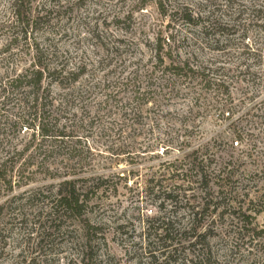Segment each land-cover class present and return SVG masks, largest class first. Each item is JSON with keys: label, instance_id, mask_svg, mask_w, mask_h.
<instances>
[{"label": "rangeland", "instance_id": "1", "mask_svg": "<svg viewBox=\"0 0 264 264\" xmlns=\"http://www.w3.org/2000/svg\"><path fill=\"white\" fill-rule=\"evenodd\" d=\"M15 1L0 0V153L32 139L30 91L9 83L38 49L65 70L46 75L43 103L66 137L32 149L35 165L0 188V264H264V0H24L30 27ZM157 43L212 89L165 76ZM68 174L100 189L82 220L54 222L48 204ZM163 225L168 240L155 236Z\"/></svg>", "mask_w": 264, "mask_h": 264}, {"label": "trees", "instance_id": "2", "mask_svg": "<svg viewBox=\"0 0 264 264\" xmlns=\"http://www.w3.org/2000/svg\"><path fill=\"white\" fill-rule=\"evenodd\" d=\"M24 0H16L14 3V15L17 19V22H19L21 25L25 27L29 26L28 22L25 21V14L22 11ZM39 18V16H38ZM189 21L192 20V16L187 17ZM165 47L161 43H157L155 45V59L157 60V65L164 66L166 62V57H169L171 62L167 65H165L162 73L166 75H171L174 77H180L177 79H183L181 77H185L184 79L190 80V82L198 81L203 84H201L206 90L210 91L212 89L211 81L206 78L205 71L200 72L197 69H194L193 66H191V63L188 60L175 62L171 58V56H167V54L164 52ZM37 61L33 64L34 70L30 71L29 73H25L19 76V78L12 79V82L9 83V88L11 89H22V90H29L30 91V98L27 99V101L30 100L31 105L27 104L26 99L23 102V105L26 104L28 110H29V116L32 117V124L28 125V121L23 119L22 128L25 127L27 129H32V139L31 141L25 145L23 148H8L7 150H3L5 152L0 153V188L9 187L11 190L12 188V182L13 178L18 174L17 176L20 177L19 179H22L24 177L25 173L33 167V164L35 161H31V156H28L27 154L33 149V153L38 154L39 156L43 155L42 152L46 153H53L54 148L57 145V143L63 144L62 141H65L66 134L62 132L63 129L59 126V120L57 119H51L48 116L49 107L43 103V96L46 89H44L45 81L47 80L46 75L55 76V75H63L65 73L64 68H50L48 65H45L42 63L41 58V51L37 50ZM40 52V54H39ZM205 78H191L193 76H199ZM62 77V76H61ZM65 80L67 78H54V82L61 83L62 80ZM80 78H73V82H77ZM139 78H125L124 81L126 84H133L136 87V83L138 82ZM147 85H149L148 80L150 78H143ZM150 88H148L147 91H149ZM6 88L2 91L4 94L6 93ZM146 90L142 89L140 86L136 90V94H145L147 93ZM212 91V90H211ZM207 93V91H206ZM45 99V98H44ZM49 109V110H48ZM215 110L214 112H219V117L225 118L227 116V119L233 118L232 114L228 110L227 105H219L216 103V105L212 108ZM124 116V115H123ZM128 115L125 114L124 117H128ZM226 119V118H225ZM229 128L232 129L231 133L234 136L233 144H236V146H239L240 143H242V134L237 130V128L234 126V122H232L229 126ZM193 153L191 157H195ZM38 167H45V164H40ZM40 170V168H38ZM70 175V174H68ZM71 174L67 178H63V180L60 182L56 195L54 196L53 200L48 204V214L50 218H53L54 222L67 220V219H76V220H82L83 217L86 214V211L89 207V204L91 202V199L89 197V194L91 193H97V189H100L99 186H97L96 191L93 190V185L84 187H81L78 184L79 180H76L72 178ZM199 180L201 185L203 184V188L206 190L209 187L207 176L204 171L199 172L198 174ZM223 175V171H220V173L217 175V178L220 179ZM97 182L100 181V179H91V181ZM207 187V188H206ZM219 186H217L218 188ZM204 197H209V194L206 192ZM206 208L203 209V212L209 207V204L205 205ZM215 209V208H214ZM1 210V209H0ZM199 212L194 213V217H197ZM249 218V217H248ZM84 223L90 227V224L84 220ZM197 231V228L194 226H191L189 228H186L182 231L181 234L188 235V234H195ZM155 236L157 238H161L163 240H168V238L171 237L173 233V229L170 225H163L159 230L154 231ZM81 263L85 264V260L82 259Z\"/></svg>", "mask_w": 264, "mask_h": 264}]
</instances>
